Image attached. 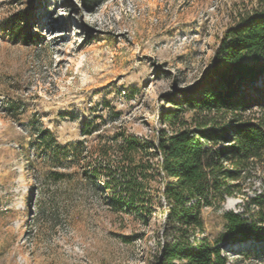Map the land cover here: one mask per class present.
<instances>
[{
  "label": "rangeland",
  "instance_id": "1",
  "mask_svg": "<svg viewBox=\"0 0 264 264\" xmlns=\"http://www.w3.org/2000/svg\"><path fill=\"white\" fill-rule=\"evenodd\" d=\"M260 8V0H0V264H155L169 239L165 210L149 226L112 212L104 180L84 178L64 154L101 143L81 136L89 121L104 136L122 129L154 140L169 129L163 116L207 76L224 32ZM19 22L33 43L13 40ZM57 145L65 149L54 154ZM262 179L264 169L256 188ZM242 204L228 198L223 208ZM203 217L207 233L222 230L220 211ZM223 254L264 264L259 242Z\"/></svg>",
  "mask_w": 264,
  "mask_h": 264
},
{
  "label": "trees",
  "instance_id": "2",
  "mask_svg": "<svg viewBox=\"0 0 264 264\" xmlns=\"http://www.w3.org/2000/svg\"><path fill=\"white\" fill-rule=\"evenodd\" d=\"M223 34L207 76L184 91L178 109L163 116L154 140L118 130L100 133L85 122L81 136L96 134L97 147L71 145L66 159L77 160L82 176L104 180L105 203L149 226L165 210L155 264H228L223 250L249 241L264 244V0ZM15 42L29 45L33 35L21 23ZM189 114L187 116L186 114ZM44 140L52 138L44 132ZM50 148V147H49ZM51 149L59 154L64 146ZM60 150V151H59ZM247 186H249L247 188ZM252 190V195L248 191ZM240 197L242 209L224 210ZM221 212L222 230L207 233L203 212Z\"/></svg>",
  "mask_w": 264,
  "mask_h": 264
},
{
  "label": "built area",
  "instance_id": "3",
  "mask_svg": "<svg viewBox=\"0 0 264 264\" xmlns=\"http://www.w3.org/2000/svg\"><path fill=\"white\" fill-rule=\"evenodd\" d=\"M224 255V254H223ZM228 264H231L229 261H228Z\"/></svg>",
  "mask_w": 264,
  "mask_h": 264
}]
</instances>
